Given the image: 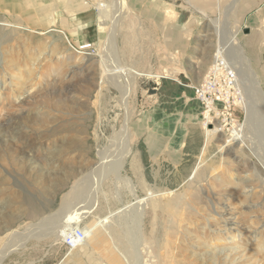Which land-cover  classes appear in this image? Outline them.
I'll return each mask as SVG.
<instances>
[{"label":"rangeland","instance_id":"1","mask_svg":"<svg viewBox=\"0 0 264 264\" xmlns=\"http://www.w3.org/2000/svg\"><path fill=\"white\" fill-rule=\"evenodd\" d=\"M117 1L82 0L92 18L69 38L0 18V264H161L172 253L177 264H264L263 107L239 83L261 124L244 127L236 108L245 140L221 149L233 134L207 136L190 103L218 50L264 96V0ZM120 65L140 73L122 94L117 72L104 73ZM132 185L139 197L164 191L160 203L197 198L175 211L144 203L141 230L127 212L115 242L97 225L65 247L64 224L85 232L132 202Z\"/></svg>","mask_w":264,"mask_h":264},{"label":"bare ground","instance_id":"2","mask_svg":"<svg viewBox=\"0 0 264 264\" xmlns=\"http://www.w3.org/2000/svg\"><path fill=\"white\" fill-rule=\"evenodd\" d=\"M118 2V1H117ZM120 2V3H119ZM118 3H119V10H124V7H125V3L123 0H120ZM108 7V6H107ZM97 10L100 14V20H99V23L100 24H103V23H106V19H108V16L109 15H106L107 11H106V6L105 5H98L97 7ZM110 18V17H109ZM117 25V24H116ZM113 29V28H112ZM109 37H112L114 38V33H113V30L111 31V36ZM111 39V38H110ZM112 41V39H111ZM106 45V44H105ZM219 51V50H218ZM217 51V56L221 55L222 57H224L227 62L229 63V65L235 70V73H236V81L238 82L237 84L241 85L243 91L246 93V95H248V93L250 94V97L249 99L252 100L254 99V101L257 103V101H259L263 107V111H264V96H262V93L261 92H256L257 89L255 90L254 89V86L252 85V83H250L247 78H246V71L245 69H239L238 67H236L234 64H233V59L230 58V51L228 52H225L223 53V55L221 54V52H218ZM236 56V55H235ZM121 66V67H120ZM118 66L117 68L114 67V69L111 70V68H104V73H106L108 76L110 74H112L113 76L115 75L114 73L117 72V76L119 77V80L117 81L118 83V86L120 87V93L122 94L123 92V88H124V84L123 82H125L124 78L126 77V79H129V80H132V78L136 77L137 75H140V73H138V71H136L135 69H132V68H124L122 65ZM115 77V76H114ZM245 93H243V98H241V101H240V106L242 107V109L244 110L245 112V120H244V127L246 125H248L249 123H260L259 121V117L257 118L258 120L254 119L256 117L255 114H254V109L252 108V105L250 106L248 100L246 99V96H245ZM261 93V94H260ZM242 97V96H241ZM257 100V101H256ZM253 102V104H256ZM257 110V109H256ZM255 110V111H256ZM260 111V110H259ZM257 112V111H256ZM263 113V112H262ZM260 114V113H259ZM261 120V118H260ZM214 122V121H213ZM215 125H217L216 121L214 122ZM205 125V128H206V133H207V136L208 135H212L214 133H218L220 132V130L217 129V127L214 125V127H209V126H206L207 125V122L204 123ZM231 140L229 139H225V143L223 146H221L220 148L223 149L224 147H226L228 145V142L229 141H232V144H237L239 145L240 143H243L244 142V133H243V127L241 128H236V130L233 131V135L231 136ZM227 140V141H226ZM236 145V146H237ZM117 151H120V150H117ZM253 151V150H252ZM118 153H116L117 155ZM101 155L103 156V153H101ZM103 158V157H102ZM117 157L114 158V160H116ZM94 172V171H93ZM102 173V172H101ZM98 175V174H97ZM96 175V177H97ZM88 176V175H87ZM94 176V175H93ZM155 176V175H154ZM89 177V176H88ZM95 177V176H94ZM99 177V176H98ZM98 179V178H97ZM95 182V181H94ZM97 182H100V181H97ZM96 184V183H95ZM91 185V184H90ZM129 185H130V182H129ZM100 186V185H99ZM87 187V186H86ZM97 186H95L96 188ZM98 188V187H97ZM91 190V189H90ZM95 191V189L93 190ZM172 192V191H171ZM84 193V192H83ZM93 193V192H92ZM130 193L133 197V201L132 202H129L125 205H122V207H118L117 209L115 210H110L105 216L103 217H100L98 219H96V222L90 226L85 232L87 233L86 234V237L88 235V233L97 227L98 225V229H99V232H98V236H101L102 239L105 241L106 238L110 237L112 238V241L115 242L117 239H119V235L118 233L116 232L117 228L120 226L119 224L120 223V220L118 222V219H117V216H119L120 214L123 215V213H126L127 212L130 214H132L135 218V222L137 224V230H141V225H142V220H143V216H144V209H143V205L145 204H151L153 209H161V210H167V211H175L177 210L178 207H180L181 205L183 204H186L187 203V197L185 195H188L189 200H193L196 197V195L192 194V193H186L185 195H177L175 196L174 198H171L169 200H167L166 202L164 203H160V199L162 197L163 194H165L164 191L162 190H156V191H152L150 189H147L146 188V197H139L137 195V190H136V187L135 186H131L130 187ZM170 193V192H169ZM96 194V193H95ZM184 194V193H183ZM86 195V194H85ZM168 195V194H167ZM166 195V196H167ZM92 196V195H91ZM96 196V195H95ZM80 197V196H79ZM78 197V198H79ZM186 197V198H185ZM95 198V197H94ZM94 198H92V202L94 200ZM83 200H86V199H83ZM76 203H78L76 201ZM88 203L91 204V202H89V199H87L86 201L82 202V200L78 203L79 206H72V207H77L76 209H74L76 211V213L74 214L75 215V219H73V223L74 222H77L78 219L82 218L83 217V214H85L87 212V209H89L88 207ZM145 203V204H144ZM98 205H100V201L98 199V202H97ZM80 208V209H79ZM82 209V210H81ZM128 209H130V211H128ZM86 210V211H85ZM72 211V210H71ZM83 211V213H82ZM74 212V211H73ZM77 212H81V213H77ZM165 213V212H164ZM183 218V217H182ZM117 219V220H116ZM40 224V223H39ZM71 223V221H69L68 223L64 224L66 228V230H64L60 237L64 238L65 235H67L69 232H71L72 230H75L76 229V225L74 226H70L68 227ZM115 224V226H113ZM42 228V225L40 226ZM37 225H36V230H39V228ZM45 227V226H43ZM32 229H35V226L34 227H30V230ZM60 229H62V227H60ZM103 229V231H101ZM84 231V229H83ZM25 233V232H24ZM31 233V232H29ZM27 235H28V232H27ZM31 237V236H30ZM28 238V237H27ZM24 239V238H23ZM12 240V241H11ZM20 240L17 236V234L15 233V235H13V237H11L9 239V242H8V247L6 246V250H5V253H8V251L10 250V248L12 246H15L17 245V241ZM86 240V239H85ZM139 240V239H138ZM10 241L12 242L11 245L9 246L10 244ZM137 242V241H136ZM179 242V240H178ZM19 243V242H18ZM118 243V242H117ZM177 244V243H176ZM119 245V244H118ZM136 245V243H135ZM81 246V245H80ZM131 250V249H130ZM161 251V250H160ZM177 251V250H176ZM161 253H163V251H161ZM167 253V252H165ZM178 254V253H177ZM136 258V255L133 256ZM141 257V256H140ZM181 258V257H180ZM136 260V259H135ZM160 260V263L161 264H177L178 263V259H176V256L172 253V256H171V259L169 260L168 263H165L163 261V259H159Z\"/></svg>","mask_w":264,"mask_h":264},{"label":"built area","instance_id":"3","mask_svg":"<svg viewBox=\"0 0 264 264\" xmlns=\"http://www.w3.org/2000/svg\"><path fill=\"white\" fill-rule=\"evenodd\" d=\"M237 83L235 70L224 57L217 56L216 51L202 81L194 88L195 97L202 106V123L207 122L212 127L215 120L217 129L229 136L233 134L239 123L233 115L235 109L241 107V88ZM85 239L86 233L79 228L62 238L68 249L78 248Z\"/></svg>","mask_w":264,"mask_h":264},{"label":"crops","instance_id":"4","mask_svg":"<svg viewBox=\"0 0 264 264\" xmlns=\"http://www.w3.org/2000/svg\"><path fill=\"white\" fill-rule=\"evenodd\" d=\"M91 10L92 6H87L82 3V0H74V2L70 0H0L1 19L23 25L28 24L36 29L60 28L67 38L73 34L70 32L71 29L76 27L79 31L84 27V22L92 18ZM191 93L193 98L190 103L193 105L192 108H195V112L200 110L198 114L200 120L202 106L196 99L193 88Z\"/></svg>","mask_w":264,"mask_h":264}]
</instances>
